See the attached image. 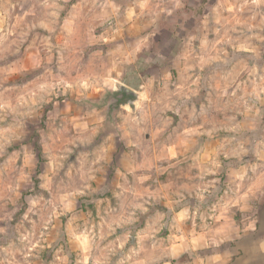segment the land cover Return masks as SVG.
Returning a JSON list of instances; mask_svg holds the SVG:
<instances>
[{
  "label": "rangeland",
  "instance_id": "1",
  "mask_svg": "<svg viewBox=\"0 0 264 264\" xmlns=\"http://www.w3.org/2000/svg\"><path fill=\"white\" fill-rule=\"evenodd\" d=\"M164 204L264 234V0H0V264L137 262Z\"/></svg>",
  "mask_w": 264,
  "mask_h": 264
},
{
  "label": "crops",
  "instance_id": "2",
  "mask_svg": "<svg viewBox=\"0 0 264 264\" xmlns=\"http://www.w3.org/2000/svg\"><path fill=\"white\" fill-rule=\"evenodd\" d=\"M240 165L242 164L238 163L231 167L237 168ZM242 173L240 170L226 173L229 177L228 186H236V189L234 186H230L229 189L239 194ZM233 179L237 183H234ZM256 196L255 193L250 196L252 200L247 206L256 205L254 201ZM163 206L165 208L163 217L152 221L153 228L159 227L157 235L146 230V225L150 224L148 221L138 228L136 236H128L132 240L138 238V242L141 243L145 240L144 244L148 247L136 252L141 260L130 264H264V234H259L256 229L259 220L252 219L253 224L251 223L248 231L242 230L236 221L229 220L228 230L225 229L226 221L215 215L214 228L206 230L201 228L205 225L206 219L205 221L201 219L190 205ZM158 214L161 215L160 212ZM80 234L83 235L79 232V237Z\"/></svg>",
  "mask_w": 264,
  "mask_h": 264
},
{
  "label": "water",
  "instance_id": "3",
  "mask_svg": "<svg viewBox=\"0 0 264 264\" xmlns=\"http://www.w3.org/2000/svg\"><path fill=\"white\" fill-rule=\"evenodd\" d=\"M115 90L114 101L110 107L129 106L131 108L135 104L137 93L134 90L123 85H118Z\"/></svg>",
  "mask_w": 264,
  "mask_h": 264
},
{
  "label": "trees",
  "instance_id": "4",
  "mask_svg": "<svg viewBox=\"0 0 264 264\" xmlns=\"http://www.w3.org/2000/svg\"><path fill=\"white\" fill-rule=\"evenodd\" d=\"M39 161H40V159H39Z\"/></svg>",
  "mask_w": 264,
  "mask_h": 264
}]
</instances>
